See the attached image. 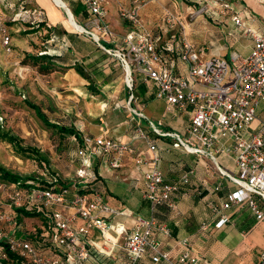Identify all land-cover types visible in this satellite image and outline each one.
<instances>
[{"label": "built area", "instance_id": "2783aa9c", "mask_svg": "<svg viewBox=\"0 0 264 264\" xmlns=\"http://www.w3.org/2000/svg\"><path fill=\"white\" fill-rule=\"evenodd\" d=\"M80 1L91 14L89 26H83L82 32L117 57L124 70H128L126 83L131 91L128 107L132 115L146 119L142 112L131 106V101L136 99L132 92L133 74L139 73L144 82L153 80L157 84L156 98L165 101L167 110H189L190 113L184 135L163 132L150 122L152 131L173 138L174 148L207 156L213 161L218 153L231 154L237 173H226L225 176L235 188L228 194L223 207L245 204L258 221L264 222V119L257 117V108L264 107V18L260 31L247 30L252 45L245 56L232 51L228 61L223 56L209 55L205 46L183 39L178 43V57L172 58L156 51L158 39L141 22L140 11L151 0H132L130 7H119V16L134 26L121 37L120 44L107 21V0ZM221 7L222 12L229 13L236 27L242 26L243 19L233 9L231 1L223 2ZM0 32L3 43L8 44L10 36L1 22ZM233 33L229 31L227 35ZM135 131L134 139L146 145L150 157L132 142L110 136L108 124L101 119L100 132L83 139V148L78 152L81 166L76 170L75 182H82V187H87L97 179L92 171L95 159L105 157L108 165L116 169L130 158L137 168L149 166L143 171L142 178L144 198L151 210L164 204L177 211L175 194L189 183V172L183 173L175 182H166L158 166L159 147L140 125ZM23 207L41 211L44 217L39 219L37 227H25L31 235L28 239L16 237L21 227L17 210ZM129 214L126 209L108 205L101 191L71 193L70 187L58 183L27 189L18 181L0 182V241H6L8 250L21 264H87L90 250L83 237L92 229L100 230L109 240V232L118 235L132 262L150 250L153 262L211 264L192 253L185 242L184 248L172 260L170 253L162 250L159 237L170 235L169 225L154 216H137L130 227L111 222L114 217ZM227 221L228 217L222 215L215 226L220 227ZM6 259V250L0 249V264ZM261 260L263 264L264 252Z\"/></svg>", "mask_w": 264, "mask_h": 264}, {"label": "crops", "instance_id": "0c3cea01", "mask_svg": "<svg viewBox=\"0 0 264 264\" xmlns=\"http://www.w3.org/2000/svg\"><path fill=\"white\" fill-rule=\"evenodd\" d=\"M61 1L69 8L72 16L80 25L89 26L90 18L87 19L83 14L81 9L83 4L80 0ZM158 1L161 3L165 0ZM234 1H239V3H234ZM231 2H233V9L240 13L242 19L246 18L248 14H252L251 10L246 7L245 0ZM31 3L33 10L38 12L39 18H42L45 25L49 26L53 32L51 38L46 41L52 45L55 39L57 48L50 46L49 51H55L59 55L58 66L63 72L61 74L64 78L72 80L68 82V86L65 85L68 92L79 95L89 92L88 82L77 73L76 67H74L77 62L82 66L84 64L86 71H92L96 77L105 79L98 84L100 91L98 94H124L120 89L115 90L114 88L121 67V63L115 57L107 53L85 33L80 34L67 29L64 23L67 11L63 7L52 0H31ZM106 3L107 21H109L116 41L119 43L121 37L134 28L129 21L119 16V7H130L132 0H107ZM155 6L154 2H150L140 11L141 22L151 31L153 27L156 29L164 27L163 12L158 10L159 12L156 13ZM262 9L264 14V7ZM224 14L220 16L221 21L223 20L221 26L235 32L238 27L234 25L228 12ZM263 18L264 16L258 30L262 28ZM228 24L234 27H228ZM45 31L48 30L45 29ZM239 34L238 37L234 36V42H238L237 47L240 46L241 49L247 48L245 54H241V56H245L250 51L252 39L248 37L250 40L246 42L244 35ZM154 35L161 40L160 34ZM202 35V37L208 38L206 33ZM110 46L113 45L110 44ZM28 49L23 50L30 51ZM66 65L69 67H65ZM155 99L156 97H153L147 101L149 105L138 104L136 109L142 112L146 119L132 115L133 128L136 129L137 125L144 128L142 125L152 122L163 132L184 135L186 125L190 120L189 110L169 111L164 102L165 110L156 115ZM101 119L104 120L103 117H99V121ZM105 121L108 124L110 136L132 142L138 150L145 152V155L150 157L146 145L141 140L134 139L136 131L133 128L130 129L129 124L120 125L113 130L110 120L106 118ZM98 130L100 132V125ZM151 139L160 149L158 166L162 170L166 182H175L183 173L189 172V183L183 185L180 191L175 194L177 211H172L164 204L151 210L150 204L143 194L145 186L142 174L149 167L148 165L137 168L128 158L121 167L114 169L108 165L106 159L99 158L95 165V170L98 173V179L94 183L95 187L102 191L108 205L116 209H126L130 213L129 216L114 217L111 222H120L130 227L137 216L143 218L154 216L166 222L170 228V235H160L159 237L162 242V250L168 251L172 260L184 248L183 242H185L192 253L203 258L206 263L259 264L261 253L264 252V222L258 221L245 204H234L227 209L223 207V204L228 200V194L235 188V184L225 176L226 173L232 175L237 173L233 156L227 153H218L216 161H213L207 156H197L183 149L172 147L173 138L158 136L154 133ZM99 182L100 184H98ZM222 215L227 216L228 221L222 226L216 227L215 224ZM25 222L27 228V221ZM109 234L111 235L110 240L105 238L100 230L92 229L88 235L83 237L90 250L87 264H172L165 260L153 262L150 250L141 259L132 262L122 245V239L115 233L109 232Z\"/></svg>", "mask_w": 264, "mask_h": 264}, {"label": "rangeland", "instance_id": "374dc122", "mask_svg": "<svg viewBox=\"0 0 264 264\" xmlns=\"http://www.w3.org/2000/svg\"><path fill=\"white\" fill-rule=\"evenodd\" d=\"M228 1L233 0H165L161 3L158 0H151L146 5L154 2L156 13L163 12L164 27L158 29L151 27L154 34H160L161 41L176 39L177 42H181L187 39L199 46H205L209 55H226L225 58L230 61L232 50L239 52L240 55H244L247 51V48L237 47L238 42H234V36L238 37L239 33H242L248 42L250 35L245 36L248 29L253 32L260 31L258 29L264 16L262 9L264 0H256L258 3L255 0H245V5L252 14H248L243 19L242 26L238 27L231 36L226 33L229 30L221 26L223 20L221 21L220 17L224 14L221 4ZM235 2L239 3V1ZM31 7V0H24V3L20 0H0V22L10 36L9 43L4 44L3 34L0 32V127L18 136L23 146L37 149L38 154L30 152L20 155L15 152L11 144L0 140V165L23 177L34 176L39 167L37 161L33 159L39 158L41 154L46 157L51 168L59 172L64 182L76 183L77 166L74 157L76 147L72 135L62 134L55 127L45 123L25 101L31 100L38 104L49 123L74 126L82 136L92 138L99 133V117H103L104 120L109 119L113 130L127 124L130 129L133 128L134 120L131 119L132 113L128 107L131 91L125 81V70L122 65L114 88L120 89L124 94H92L89 90L87 94L79 95L65 89V85L68 86V82L72 80L64 78L62 71L56 69L48 74H42L37 71L36 66L24 63L27 53H42L41 42L47 34L46 27H41L33 33H25L29 30V25L39 22L38 12ZM205 33L208 38L202 37ZM47 44L56 48L55 42L52 45ZM25 48H29L30 51L23 50ZM50 52L55 53V51ZM133 78L132 92L136 99L131 101V106L137 107L140 103L149 105L148 102H144L138 91L144 84L142 76L134 73ZM164 102L157 98L154 100V104H157L156 115L165 110ZM257 117L264 119L263 105L257 108ZM142 126L152 137L150 124L146 123ZM25 221L28 227L29 225L37 227L39 218L29 217Z\"/></svg>", "mask_w": 264, "mask_h": 264}, {"label": "trees", "instance_id": "16d2710c", "mask_svg": "<svg viewBox=\"0 0 264 264\" xmlns=\"http://www.w3.org/2000/svg\"><path fill=\"white\" fill-rule=\"evenodd\" d=\"M20 2L24 3V0H20ZM25 5H27V4L25 3ZM31 8H33V5ZM81 9H82V12L86 16L87 19L91 17V14L85 9L84 4H83V6L81 5ZM73 13L76 14L74 11H73ZM41 27H46V30H48L46 37L44 38L43 42H41L43 45V47L41 49L42 53L41 54H34V53L29 52L25 55L23 62L28 63L32 66H36L37 71L39 73L48 74L52 71H55L56 69L61 70L58 66L59 55L56 52L52 53L49 51V49L51 47L47 44L48 41H46V40H49L51 38L52 33H53V32H51L52 30L49 28V26L45 25V21L42 18H39V22L37 24L29 25V30H26L25 33L36 32ZM154 37L156 38V35H154ZM53 42H55V39L53 40ZM178 43L179 42H177L176 39H171L168 41H161L160 39H158V42L156 44V51L162 56H169L172 58H177L179 51H180ZM225 56L226 55H224L223 57H225ZM61 58H63V57H61ZM65 67H69V66L66 65ZM74 67H76L75 69H76L77 73L79 75H81L88 82L87 86H88L89 90H91L92 94L100 93L99 88H98L99 87L98 82L100 81V83H101V82L105 81V79L96 77L95 73L94 72L92 73V71H86V66L84 64L82 66L80 63L76 62ZM142 82L144 84L142 83L143 85L140 86L139 90L138 89L137 90L142 95L144 102H147V101L151 100L153 97H156L157 84L153 80H149L147 82H144L142 79ZM25 102L30 108H32L36 112L37 116L39 118H41L45 123L49 124L50 126L55 127L62 134L72 135V139H73L74 145L76 147L75 152H74V157H75V161H76V166H77L76 170H77L81 166V160H80V157L78 155V152L80 149L83 148L84 137L80 134V132L74 126H64V125L49 123V121L46 117V114L42 111L41 107L38 104L32 102L31 100H26ZM143 129L147 133L150 134V132H148V130H146L145 128H143ZM154 133L155 132H152V134H154ZM0 140L11 144L14 147L15 152L20 154V155L30 154V152H33L34 154H38L37 149L31 148L29 146H23V144L21 143V140L19 139L18 136L11 133L10 131H5L1 127H0ZM39 156H40L39 158L33 159V160L37 161V166L39 167L34 176H26V177L24 176L23 177L17 173L10 172L8 169H6L0 165V181H8V182L18 181L22 187H26L27 189H29V187L35 188V189L46 188V187L50 186L51 183H54V184L58 183V184H62L64 186H66V187H70L71 193H78V192H83V191L84 192H91V191H95V190L100 191L98 188L91 187L92 186L91 184H94L98 179V173L95 170L96 161L98 159L97 160L95 159L92 162V171H94V174L97 177V179L96 180L94 179L92 181L93 183L92 182L88 183L87 187H82L84 185V183H82V182H77V183H74L71 181L64 182L62 177L58 174L59 172H57V170L55 171L54 169L51 168V165L49 164L46 157L41 156V154H39ZM41 171H43L44 175L42 174ZM47 178L53 179V181L49 182L47 180ZM73 184H77V185H75V187H73ZM89 184H90V186H89ZM17 212H18V223L21 225V227L17 230L16 237L22 238V239H28L31 235H29V233H27L28 229L25 228V223H26L25 219H27L29 217H36V218L42 219V218H44L43 214L41 211H37L36 209L30 210L29 208H25V207L18 209ZM0 249L6 250V254H7L8 259L4 260V264H21L16 259V256L8 250V246H7V243L5 240L0 241ZM9 260H12V261L9 262ZM261 262H262V260L260 259L259 264H261Z\"/></svg>", "mask_w": 264, "mask_h": 264}, {"label": "bare ground", "instance_id": "6f19581e", "mask_svg": "<svg viewBox=\"0 0 264 264\" xmlns=\"http://www.w3.org/2000/svg\"><path fill=\"white\" fill-rule=\"evenodd\" d=\"M54 3L58 4L59 6L63 7L66 11H67V17L64 21L65 25L75 31H79L82 32L84 30V27L82 25H80L73 16H71V14L68 12L67 8L65 7V4L61 1V0H52ZM126 72L125 71V81L126 79ZM108 236L111 237V235L108 233Z\"/></svg>", "mask_w": 264, "mask_h": 264}, {"label": "water", "instance_id": "95a60500", "mask_svg": "<svg viewBox=\"0 0 264 264\" xmlns=\"http://www.w3.org/2000/svg\"><path fill=\"white\" fill-rule=\"evenodd\" d=\"M65 7L67 8L68 12L71 14V12H70L69 8H68L66 5H65ZM71 16H72V14H71Z\"/></svg>", "mask_w": 264, "mask_h": 264}]
</instances>
